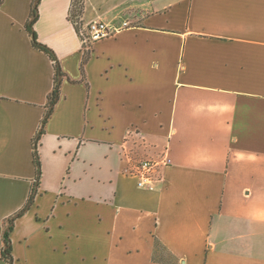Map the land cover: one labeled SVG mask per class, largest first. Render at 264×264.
I'll return each mask as SVG.
<instances>
[{
	"label": "crops",
	"instance_id": "1",
	"mask_svg": "<svg viewBox=\"0 0 264 264\" xmlns=\"http://www.w3.org/2000/svg\"><path fill=\"white\" fill-rule=\"evenodd\" d=\"M0 4V264H264V0ZM124 28L83 44L86 27ZM87 58L82 66L83 58ZM167 155L141 189L132 161ZM132 164V163H131Z\"/></svg>",
	"mask_w": 264,
	"mask_h": 264
},
{
	"label": "trees",
	"instance_id": "2",
	"mask_svg": "<svg viewBox=\"0 0 264 264\" xmlns=\"http://www.w3.org/2000/svg\"><path fill=\"white\" fill-rule=\"evenodd\" d=\"M3 0H0V4L2 3ZM40 0H33L32 1V6H31V12L29 19L26 23L25 29L28 35L31 38V44L32 46L36 49L39 50L40 52L44 53L46 56L49 57V59L52 61L53 66H54V87L51 91V93L48 96V103H47V111L45 113V116L41 122V128L39 132L36 135V138L34 139L33 147H32V159L35 167V183H34V188L39 184V180L41 177V161H40V156L38 152V146L41 140L42 135L44 134V126L53 110L54 105L56 104L58 98H59V87H60V77L62 76V72L58 63V60L54 54V52L47 47L46 45L40 43L37 39L36 33L33 29V26L36 22L37 19V11H38V2ZM84 7V0H72L71 2V7H70V13H69V21L73 24L74 28L76 31H79L80 27L78 24V20L80 19V16L82 14ZM87 58H83L82 61V66L86 62ZM35 197V189L32 190L30 193V196L24 205V207L18 211L14 216H12L7 223V226L5 228V231L3 233V249L1 252V257L2 259L7 262L8 264H13V257L11 255V242L9 239V233L12 231L13 224L16 219L20 218L27 210L28 208L32 205L33 200Z\"/></svg>",
	"mask_w": 264,
	"mask_h": 264
},
{
	"label": "built area",
	"instance_id": "3",
	"mask_svg": "<svg viewBox=\"0 0 264 264\" xmlns=\"http://www.w3.org/2000/svg\"><path fill=\"white\" fill-rule=\"evenodd\" d=\"M127 27H130L127 21H124L120 27H113L103 21L91 22L85 29V35H82L83 44H92L107 39ZM169 162L166 153L157 159L132 161L125 174L136 181L138 188L149 189L164 180L160 171L167 167Z\"/></svg>",
	"mask_w": 264,
	"mask_h": 264
},
{
	"label": "rangeland",
	"instance_id": "4",
	"mask_svg": "<svg viewBox=\"0 0 264 264\" xmlns=\"http://www.w3.org/2000/svg\"><path fill=\"white\" fill-rule=\"evenodd\" d=\"M78 24H79V27H80V19L78 20Z\"/></svg>",
	"mask_w": 264,
	"mask_h": 264
}]
</instances>
